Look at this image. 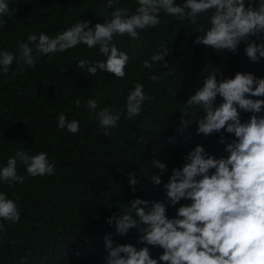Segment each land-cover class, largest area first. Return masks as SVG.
<instances>
[{"label":"trees","instance_id":"1","mask_svg":"<svg viewBox=\"0 0 264 264\" xmlns=\"http://www.w3.org/2000/svg\"><path fill=\"white\" fill-rule=\"evenodd\" d=\"M6 2L10 11L16 10L11 16L0 15L4 21L0 27V51L15 52L17 41H26L31 32L54 36L78 21L87 20L90 26L103 23L101 6L107 0ZM118 6L134 8L136 2L119 0L108 12ZM207 15L198 17L196 24L187 20L181 24L161 13L164 22L157 28L142 30L140 39L114 37L116 46L130 57L123 80L107 71L91 76L86 69L78 68L79 59H106L98 48L88 49L85 45L51 59L40 55L35 68H27L14 78L12 72L18 71L15 61L8 74L0 72V168L20 149L30 155L47 152L55 162L52 176L29 177L24 166L18 164V174L25 175V182L12 187L0 182V192L7 193L8 198L15 200L19 196L21 213L18 223L0 220L6 229L0 231V264H106L105 235L111 233L114 244L136 245L138 240V229L120 236L115 225L107 223L114 213L128 210V201L136 197L162 201L170 218L181 204L191 202L181 200L173 206L168 201L163 183L168 181L172 168L182 166L183 156L197 144L217 157L227 153L219 143L220 133L197 134L195 121L183 132L178 131L179 111L191 94L187 88L196 79L202 85L213 71H217L218 79L221 74L224 78L234 77L238 71L264 78V58L249 61L243 42L236 54H217L210 47L193 43L201 35V26L208 27ZM161 45L169 48L165 56L168 67L160 62L151 70L143 68V61L160 51ZM152 74L160 76V80L152 81ZM135 82L148 84V94L154 99L145 102L142 113L134 120L122 116L111 130L113 134L104 136L98 122L89 119L84 105L88 99L96 98L100 108L112 105L123 109ZM76 98L81 100L79 108ZM216 102L221 103L222 98L218 96ZM61 112L69 121H79V132L72 134L58 128ZM258 115H264V111ZM250 116L241 112V121ZM223 134L226 141L235 138L234 134ZM154 159L167 163L168 171L160 173L152 168ZM129 173H136L139 180L135 193L128 182ZM156 174L161 175V185H153L148 179ZM132 214L135 217V212Z\"/></svg>","mask_w":264,"mask_h":264},{"label":"clouds","instance_id":"2","mask_svg":"<svg viewBox=\"0 0 264 264\" xmlns=\"http://www.w3.org/2000/svg\"><path fill=\"white\" fill-rule=\"evenodd\" d=\"M135 2L134 8L118 6L109 13L108 9L119 4V0H107L101 6L103 23L93 26L85 20L54 36L43 31L29 33L26 41H17L15 52L0 51V72L8 74L15 61L18 71L12 72L14 78L27 68H35L40 55L51 59L85 45L88 49L98 48L106 59L97 62L79 59L78 68L86 69L91 76L107 71L123 80L130 57L116 46L114 37L127 35L133 40L140 39L142 30L157 28L164 22L161 13L181 24L185 20L196 24L198 17L207 15L209 10L212 11L207 15L208 27L201 26V35L193 43L210 47L217 54H236L243 42L249 61L255 63L264 58V0ZM15 10L10 11L6 0H0V15L11 16ZM3 24L0 19V27ZM160 48L143 61V68L151 70L153 64L160 62L168 67L165 56L169 48L165 45ZM34 52L39 55L34 56ZM149 78L154 82L160 80L156 74ZM148 87L135 82L125 97L123 109L112 105L100 108L96 98L88 99L84 107L89 119L94 118L100 132L110 137L122 116L134 120L142 113L145 102L154 99L148 94ZM187 90L191 94L179 111L178 131L183 132L195 121L197 134L220 133L219 143L224 145L227 155L217 157L197 144L183 156L182 166L172 168L168 181L163 183L168 201L173 206L181 200L191 201L176 208L175 216L167 215V205L162 201L136 197L128 201L127 211L120 210L119 215L114 213L107 218V223L114 224L120 236L138 229V240L136 245L114 244L112 234L105 235L106 264H264V115H258L264 111V78L238 71L234 77L224 78L221 74L218 79L217 71H213L202 85L196 79ZM218 96L222 98L219 104ZM75 104L80 107V98L75 99ZM241 112L251 113L250 118L242 122ZM57 126L72 134L80 130L79 121H69L63 112L58 115ZM224 132L234 134L235 138L226 141ZM18 164L24 166L29 177L55 173V162L47 152L30 155L29 151L20 149L0 168V182L9 187L23 184L26 177L18 174ZM151 165L160 173L168 171V164L160 160L154 159ZM148 179L153 185L162 184L159 174ZM128 182L135 193L139 185L137 174L129 173ZM19 199V196L10 199L7 193L0 192V220L19 222ZM0 231H6L3 223Z\"/></svg>","mask_w":264,"mask_h":264}]
</instances>
